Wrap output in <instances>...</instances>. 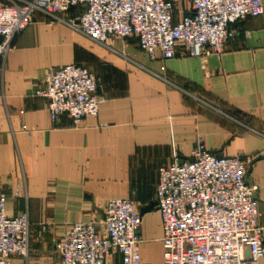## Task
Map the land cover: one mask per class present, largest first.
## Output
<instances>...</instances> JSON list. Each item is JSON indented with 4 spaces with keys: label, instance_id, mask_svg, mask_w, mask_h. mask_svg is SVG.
Wrapping results in <instances>:
<instances>
[{
    "label": "crops",
    "instance_id": "0c3cea01",
    "mask_svg": "<svg viewBox=\"0 0 264 264\" xmlns=\"http://www.w3.org/2000/svg\"><path fill=\"white\" fill-rule=\"evenodd\" d=\"M174 1L178 22L190 2ZM81 11L60 20L35 13L0 61V192L6 214L25 212L30 226L27 257L10 264H61L55 244L67 227L101 223L111 199H128L140 213L155 202L158 170L174 155L188 161L199 141L217 157L248 161L264 246V11L237 26L220 58L171 60H151L132 38L92 42L69 26ZM70 64L96 78L98 115L51 121L48 102L33 93ZM138 233L142 259L161 263L156 207Z\"/></svg>",
    "mask_w": 264,
    "mask_h": 264
},
{
    "label": "built area",
    "instance_id": "2783aa9c",
    "mask_svg": "<svg viewBox=\"0 0 264 264\" xmlns=\"http://www.w3.org/2000/svg\"><path fill=\"white\" fill-rule=\"evenodd\" d=\"M3 1V2H2ZM174 0H0V61L11 43L40 12L52 20L82 8L69 26L89 40L135 39L151 60L178 55L220 58L237 26L263 14L261 0H189L190 8L174 22ZM249 34L246 33L245 36ZM99 84L86 68L70 64L53 69L33 96L48 102L51 121L65 115L78 123L97 117ZM239 158L217 157L199 141L188 161L176 155L158 170L156 209L162 221L159 264H260L263 228L258 225L256 187L245 180ZM0 192V264L27 257V213L6 214ZM141 216L128 199H111L101 223L76 222L67 227L55 249L61 264H153L142 259Z\"/></svg>",
    "mask_w": 264,
    "mask_h": 264
},
{
    "label": "water",
    "instance_id": "95a60500",
    "mask_svg": "<svg viewBox=\"0 0 264 264\" xmlns=\"http://www.w3.org/2000/svg\"><path fill=\"white\" fill-rule=\"evenodd\" d=\"M155 206H156V202L151 203L148 207L141 209V210H140V213H139L140 216H142L145 212L151 210V209H152L153 207H155Z\"/></svg>",
    "mask_w": 264,
    "mask_h": 264
},
{
    "label": "rangeland",
    "instance_id": "374dc122",
    "mask_svg": "<svg viewBox=\"0 0 264 264\" xmlns=\"http://www.w3.org/2000/svg\"><path fill=\"white\" fill-rule=\"evenodd\" d=\"M120 262H119V258L118 257H116V258H114V260H112V261H110V264H119Z\"/></svg>",
    "mask_w": 264,
    "mask_h": 264
}]
</instances>
